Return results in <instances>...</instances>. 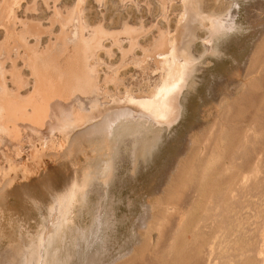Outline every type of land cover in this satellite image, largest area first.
Here are the masks:
<instances>
[{"label":"rangeland","instance_id":"obj_1","mask_svg":"<svg viewBox=\"0 0 264 264\" xmlns=\"http://www.w3.org/2000/svg\"><path fill=\"white\" fill-rule=\"evenodd\" d=\"M255 1L0 0V97L17 110L0 98V264H77L88 243L102 264H264V71L244 72L264 36ZM170 84L185 90L168 121Z\"/></svg>","mask_w":264,"mask_h":264},{"label":"bare ground","instance_id":"obj_2","mask_svg":"<svg viewBox=\"0 0 264 264\" xmlns=\"http://www.w3.org/2000/svg\"><path fill=\"white\" fill-rule=\"evenodd\" d=\"M255 3H256V5H255ZM255 3H254V7H256V6H258V7H263V5H264V0H258V1H255ZM236 5V4H235ZM264 10V9H263ZM254 11H257V10H254ZM253 11V12H254ZM194 12V11H193ZM264 12V11H263ZM191 13V12H190ZM262 13V12H261ZM236 14H237V8L235 7V8H233V9H231V10H229V11H226V13H223V15L221 14V16L219 15L218 17H216L215 16V18L213 19V28L215 29V28H218V27H215V26H221V28L222 27H229L230 26V24H233L234 22H235V20H236ZM263 14V13H262ZM255 15V14H254ZM214 17V16H213ZM255 17V16H254ZM256 18V17H255ZM257 18H259V17H257ZM261 18H262V16H261ZM248 19L249 18H247L246 20L248 21ZM258 20V19H257ZM261 20V19H260ZM260 20H258V21H260ZM214 23H215V25H214ZM258 23V22H257ZM260 23V22H259ZM264 25V24H263ZM213 28H212V30H213ZM221 28H219V29H221ZM255 28V27H254ZM263 29H264V27H262ZM218 29V30H219ZM191 30V29H190ZM215 30H217V29H215ZM215 30H213L212 32H214V33H216V31ZM187 33H188V31H187ZM189 34V33H188ZM261 37H262V34H261ZM259 38V37H258ZM257 38V39H258ZM183 41V40H182ZM257 41H255V45H254V42H253V45L256 47V49L253 51V54L251 55V57H253L252 58V61H250V59H249V57L250 56H248L247 58H246V61L244 62L245 64H244V72H246L247 74H246V76H248L249 74H251L252 72H259L260 73V71H264V65L261 63V58H262V54H264V36L262 37V39L259 41V39H258V44L256 43ZM209 43V40H208V42H207V44ZM214 43V42H213ZM210 44V43H209ZM208 44V45H209ZM211 47H213V45L211 44L210 45ZM210 49V48H209ZM261 49H263V50H261ZM252 52V51H251ZM254 55V56H253ZM263 59H264V57H263ZM248 60H249V62H251V63H253L250 67L249 66H245L246 64L248 65ZM263 61V60H262ZM247 62V63H246ZM246 67H249V69L247 68L246 69ZM251 71V73L249 72V71ZM189 71V70H188ZM189 73V72H188ZM20 74V73H19ZM186 74H187V72H186ZM185 74V75H186ZM191 74V73H190ZM193 74V73H192ZM183 75V74H182ZM185 75L183 76V77H185ZM245 75V74H244ZM177 77V76H176ZM179 77H180V75H179ZM179 77L178 78H176V81L178 80L179 81ZM182 77V78H183ZM189 77V76H188ZM192 77V76H191ZM3 79H4V77H2ZM181 78V79H182ZM259 78V77H258ZM78 79V78H77ZM180 79V80H181ZM75 80V79H74ZM80 80H82V79H80V76H79V81ZM257 80V79H256ZM262 80V78L260 79V81ZM264 80V79H263ZM42 81V80H41ZM45 81V80H44ZM73 80H71V82H72ZM78 81V80H77ZM82 81H84V79L82 80ZM184 80H182V82H183ZM188 81V80H187ZM86 82V81H85ZM185 82V81H184ZM41 83V82H40ZM42 83H43V81H42ZM263 83V82H262ZM48 84V83H47ZM78 84H80V83H78ZM81 84H84L83 82H81ZM85 84H87V82L85 83ZM88 84H90L91 85V83H88ZM186 84V83H185ZM187 84H189V83H187ZM41 85V84H40ZM93 85V84H92ZM257 85V84H256ZM259 85H260V83H259ZM26 86V85H25ZM37 86V85H36ZM46 86V85H45ZM48 86V85H47ZM78 86V88H79V85H77ZM83 86V85H82ZM87 86V85H86ZM96 86V85H95ZM261 86H262V84H261ZM72 87L74 88V85L72 84ZM81 87V86H80ZM85 87V86H84ZM88 87V86H87ZM91 87V86H90ZM89 87V88H90ZM97 87V86H96ZM95 87V88H96ZM181 87H182V85L181 84H176V85H173L172 86V84H170V86L166 89V90H164V91H159L160 93H159V99H160V101H159V99H158V101L160 102L159 103V105L161 104V107H159L160 109L159 110H161L162 112H163V114L165 113L166 115H165V117L166 118H168V121L169 120H171V119H169V117H172V113L174 112V113H176L177 114V111L179 110V108H180V104L178 103V99H179V94H181V93H179L180 91L182 92V90L184 89V88H182V90H180L181 89ZM35 88V87H34ZM41 88V87H40ZM162 88V87H161ZM185 88H187L186 86H185ZM4 89V88H3ZM93 89V88H92ZM98 89H99V87H98ZM164 89H165V86H164ZM5 90V89H4ZM74 90H75V88H74ZM83 90V89H82ZM87 90H89L90 91V89H88L87 88ZM95 90V89H94ZM185 90V89H184ZM183 90V91H184ZM76 91V90H75ZM80 91H81V89H80ZM78 93H79V90L77 91ZM85 92V91H84ZM83 92V93H84ZM81 93V92H80ZM86 93H88L87 91H86ZM86 93H85V95H86ZM99 93V92H98ZM183 93V92H182ZM1 94H3V93H1ZM76 94V93H75ZM161 94V95H160ZM184 94V93H183ZM260 94V93H259ZM15 95V97H16V99L18 98V100H14V99H12V100H14V101H17V102H19V98L20 97H22V96H16L17 95V93L16 94H14ZM14 95H12V97H14ZM72 95H73V91H72ZM94 95V94H93ZM182 95V94H181ZM252 95H253V98H254V92H252ZM252 95H251V90H247V91H245V93H244V96L242 97V103L243 104H247L248 102H249V100L252 98ZM257 95V94H256ZM10 96V98H11V95H9ZM77 96H79L78 94H77ZM87 96V98H84V95H83V98L86 100V99H88V95H86ZM259 96V95H258ZM8 97V96H7ZM6 97V98H7ZM14 97V98H15ZM93 97V96H92ZM182 97H183V95H182ZM182 97H181V99H182ZM260 97V96H259ZM258 97V98H259ZM1 98V97H0ZM5 98V97H4ZM3 99V97L1 98L2 99V101L4 100V102H2L3 104H5V101L7 102V106H8V108H6L5 106L6 105H4L3 106V108L5 109H7L6 111H8L9 112V109H10V113L9 114H11V109H12V105H11V107L9 106L10 104H9V101H10V98H9V101H8V99ZM44 98V97H43ZM82 98V97H81ZM90 98V97H89ZM21 99V101H22V99L23 98H20ZM74 99V98H73ZM83 99V100H84ZM91 99V98H90ZM89 99V100H90ZM93 99V98H92ZM70 100V99H69ZM77 100H78V98H77ZM83 100H81V102L83 101ZM95 100V99H94ZM257 100V99H256ZM256 100H255V102H256ZM25 101V100H24ZM39 101V100H38ZM37 101V102H38ZM41 101V100H40ZM79 101V100H78ZM87 101V100H86ZM258 101V100H257ZM263 101V100H262ZM37 102H36V104H37ZM46 102V101H45ZM80 102V103H81ZM88 102V104H89V101H87ZM91 102L93 103V101L91 100ZM95 102V101H94ZM179 102H180V99H179ZM0 103H1V100H0ZM10 103H13L12 101H10ZM41 103V102H40ZM69 103V102H68ZM182 103V102H181ZM241 103V102H240ZM263 103V102H262ZM21 104V103H20ZM20 104H19V108H18V111H21V109H23V106H21V108H20ZM36 104H35V106H36ZM70 104V103H69ZM2 104H0V106H1ZM18 105V104H17ZM38 105H39V103H38ZM242 105V104H241ZM245 105H243L244 106V108H245ZM248 105V104H247ZM246 105V106H247ZM33 106V105H32ZM62 106V105H61ZM70 106L72 107V103L70 104ZM108 106V105H107ZM242 106V107H243ZM263 106V105H262ZM64 107V106H63ZM70 107V108H71ZM77 107H81V105H79V106H77ZM84 107V106H83ZM110 107H112L111 105H110ZM3 108L1 109V114H2V112H3ZM34 108V107H33ZM41 108V107H40ZM70 108H69V110H70ZM72 108H74V107H72ZM106 108V107H105ZM108 108V107H107ZM106 108V109H107ZM182 108V107H181ZM250 108V107H249ZM261 109H262V107H260ZM20 109V110H19ZM79 109V108H78ZM101 109V108H100ZM176 109V111H174ZM243 109V108H242ZM263 109H264V106H263ZM262 109V110H263ZM15 110H16V106H15V108L13 107V109H12V112H15ZM26 110V109H25ZM73 110V109H72ZM74 110H75V108H74ZM80 110V109H79ZM109 110V109H108ZM17 111V110H16ZM32 111H37V108H36V110H32ZM42 111V110H41ZM41 111H39V109H38V111L37 112H40V114H41ZM57 111V110H56ZM64 111V110H63ZM28 112V111H27ZM27 112H26V114H27ZM98 112V111H97ZM99 112H100V110H99ZM181 112V111H180ZM5 113V112H4ZM7 113V112H6ZM17 113V112H16ZM19 113V112H18ZM21 113V112H20ZM19 113V114H20ZM29 113V112H28ZM32 113V112H31ZM36 113V112H35ZM259 113V112H258ZM1 114H0V116H1ZM8 114V113H7ZM15 114V113H14ZM14 114H13V116H14ZM23 114H25V112L23 113ZM38 114V113H37ZM37 114H36V117H37ZM45 114V112L43 113V115ZM99 114V113H98ZM102 114V113H101ZM103 114H104V112H103ZM175 114V115H176ZM180 114V113H179ZM257 114V113H256ZM262 114V113H261ZM4 115V118L6 117V115L5 114H3ZM32 115V114H31ZM30 115V116H31ZM48 115V114H47ZM52 115V114H51ZM50 115V116H51ZM57 115V114H56ZM56 115H54V118H56ZM60 114H58L57 116H59ZM93 116H94V114H92ZM8 116V115H7ZM19 116V115H18ZM24 116V115H23ZM30 116H28V117H30ZM35 116V115H34ZM33 116V117H34ZM49 116V115H48ZM125 116V115H124ZM179 116V115H178ZM177 116V117H178ZM8 117H10V115L8 116ZM15 117H17V115H15L14 116V118ZM27 117V118H28ZM33 117L31 118V119H33ZM256 117V116H255ZM13 118V117H12ZM27 118H26V120H27ZM38 118H39V120H40V117L38 116ZM38 118H37V120H38ZM97 118H98V115H97ZM100 118V117H99ZM115 118V117H114ZM117 118H118V115H117ZM257 118H262V120H260L259 121V123L261 124V125H263L264 126V115L261 117V116H257ZM22 120V115L18 118V120ZM23 119H25V118H23ZM30 119V118H29ZM28 119V120H29ZM46 120H47V118H45ZM51 119H53V118H51ZM121 119V118H120ZM175 119V118H174ZM255 119V118H254ZM9 120V119H8ZM20 120H19V122H17V121H15V124H17V126L18 125H21V124H19V123H21L20 122ZM26 120H24V122H26ZM37 120H36V122H37ZM167 120V119H166ZM165 120V121H166ZM173 120V119H172ZM257 120V119H256ZM11 121V120H10ZM13 121V120H12ZM51 121V120H50ZM49 121V122H50ZM164 121V120H163ZM163 121H160L161 123L163 122ZM29 121H27V123H28ZM33 121H31L29 124H31ZM46 122V121H45ZM49 122H48V124H49ZM92 122V121H91ZM116 122V121H115ZM171 122V121H170ZM9 123V122H8ZM11 123V122H10ZM9 123V124H10ZM14 123V122H13ZM34 123H35V120H34ZM39 123V122H38ZM44 123V122H43ZM12 124V123H11ZM24 124H26V123H24ZM28 124V125H29ZM42 124V123H41ZM253 124H255V121H254V123ZM14 125V124H13ZM37 125V124H36ZM36 125H35V127H36ZM259 125V124H258ZM257 125V126H258ZM38 126H39V128L38 127H36V129H38L39 130V132H40V130L41 129H43V128H40V125L38 124ZM43 126H45L44 124L42 125V127ZM49 126V125H48ZM256 126V127H257ZM16 126H14V128H15ZM19 127H22V126H19ZM78 127V126H77ZM223 127H225V125L223 126ZM228 127V126H227ZM45 128V127H44ZM47 128H49V127H47V125H46V129ZM13 129V128H12ZM45 129V130H46ZM259 129H260V127H259ZM263 129H264V127L262 128V131H263ZM50 130H52V129H50ZM74 130V129H73ZM42 131V130H41ZM230 131V130H229ZM46 132H48V130L46 131ZM45 132V133H46ZM69 132V131H68ZM70 132H72V130L70 131ZM69 132V133H70ZM258 132H260L259 130H258ZM256 130L255 131H252V134H254V135H256V133H258ZM13 133V132H12ZM52 133V132H51ZM68 133V134H69ZM91 133V132H90ZM221 133V132H220ZM227 133V132H226ZM235 133V132H234ZM251 133V132H250ZM11 134V133H10ZM42 134H43V132H42ZM49 134H50V132H49ZM67 134V133H66ZM107 134H108V132H107ZM230 134H231V132H230ZM262 134V133H261ZM261 134H259V136L261 135ZM224 135V134H223ZM229 135V134H228ZM263 136H264V134H262ZM45 136H47V134L45 135ZM67 137H68V135H66ZM226 136V135H225ZM258 136V137H259ZM262 136V137H263ZM63 137V136H62ZM65 137V136H64ZM63 137V138H64ZM230 137H231V135H230ZM233 137V136H232ZM254 137V136H253ZM252 137V138H253ZM62 138V141L64 140ZM69 138V137H68ZM256 140H257V138H256V136L254 137ZM232 139V138H231ZM260 139V138H259ZM69 140V139H68ZM245 141H248V139L246 138L245 139ZM253 141H254V139H253ZM258 141V140H257ZM16 142V141H15ZM72 143H71V145L73 144V141H71ZM228 142H231V140H228ZM255 142V141H254ZM258 142H260V141H258ZM59 143V142H58ZM60 143H62V142H60ZM69 144H70V142H68ZM17 144V143H16ZM68 144V145H69ZM263 144V143H262ZM70 145V146H71ZM244 146H246V145H243V147ZM245 148V147H244ZM247 149V148H246ZM250 149V148H249ZM253 149V148H252ZM241 151V150H240ZM244 151V150H243ZM247 151V150H246ZM250 151H252V150H250ZM245 152V151H244ZM262 152H263V150H262ZM213 153V152H212ZM241 153H242V151H241ZM250 153V152H249ZM254 153V152H253ZM263 154V153H262ZM237 155V154H236ZM244 155V154H243ZM242 155V156H243ZM246 155V154H245ZM249 155V154H248ZM235 156V155H234ZM233 156V157H234ZM244 157V156H243ZM243 157H242V160H243ZM249 157V156H248ZM251 157H253V156H251ZM245 158V157H244ZM250 158V157H249ZM258 158V157H257ZM259 159V158H258ZM250 160V159H249ZM250 162V161H249ZM255 162V161H254ZM259 164H260V159H259ZM258 162H256V164L258 163ZM240 163V162H239ZM242 163V162H241ZM245 163L246 162H244L243 161V165H245ZM250 163H252V162H250ZM259 164H257V165H259ZM262 164V163H261ZM237 165V164H236ZM240 165V164H239ZM249 165V164H248ZM241 166V165H240ZM239 166V167H240ZM249 166H251V164L249 165ZM243 167H245V166H243ZM252 167H254V166H252ZM228 167H226V169H227ZM248 168H250V167H248ZM257 168V167H256ZM246 168H244V170H245ZM242 170H243V168H242ZM228 171V170H227ZM250 171H252L251 169H250ZM249 171V172H250ZM226 172V171H225ZM260 172H262L261 170H260ZM241 173V172H240ZM245 173V172H244ZM244 173H243V177L241 178V180H240V182H241V187L242 188H247L248 189V187L249 186H251L252 187V177H254L255 175L254 174H256L257 173V176H260V173H259V170H257V169H254L253 171H252V173H251V175H249L248 174V172L247 173H245L246 175L248 174V176H244ZM263 173V172H262ZM259 174V175H258ZM233 175V174H232ZM252 175H254V176H252ZM262 175V174H261ZM230 177V176H229ZM227 178V177H226ZM255 178V177H254ZM225 179V178H224ZM258 179V178H257ZM255 180V179H254ZM235 181V180H234ZM221 182H224V181H221ZM239 184V183H238ZM254 184H255V182H254ZM239 186V185H238ZM254 186V185H253ZM236 188V187H235ZM240 188V187H239ZM237 189V188H236ZM246 189V190H247ZM250 189V188H249ZM196 190V189H195ZM235 190V189H234ZM241 190V189H240ZM245 191V190H244ZM232 192H234V191H232ZM237 192V191H236ZM242 192V191H241ZM182 193V192H181ZM240 193V192H239ZM238 193V194H239ZM74 211V210H73ZM99 212H97V215H98V220L99 221H101L100 220V218H101V215H102V213H101V211L100 210H98ZM170 211V210H169ZM103 212V211H102ZM180 214V213H179ZM179 217V216H178ZM177 220H179V218L177 219ZM75 222V221H74ZM109 222H110V220L109 219H106V226L109 224ZM177 223V222H176ZM178 226V225H177ZM98 233V232H97ZM162 236H163V233H162ZM106 237V236H105ZM83 238L84 239H86L87 237H84L83 236ZM80 245V244H79ZM88 245H89V247L87 248V251H79L78 253H80V257H79V262L77 263V264H82V262H83V254L85 255V252L86 253H88V254H90L89 255V260H88V263L87 264H102L101 263V261L99 262L98 261V257L99 256H101V255H103V253L104 252H108V249L106 248V246H102V248H100L99 250L97 249L96 250V252H93L92 253V251H94L95 250V248H96V246H93V247H91V245L88 243ZM81 246V245H80ZM256 252V251H255ZM241 254V253H240ZM70 255V254H69ZM68 256V255H67ZM69 257V256H68ZM71 257H73V254L71 255ZM260 259V258H259ZM65 260V263L66 264H68L69 262H70V260L71 261H73V259L72 258H68L67 259V261H66V259H64ZM148 261V260H147ZM124 264L125 263H127V262H123ZM60 264H62V263H60ZM114 264H117V263H114Z\"/></svg>","mask_w":264,"mask_h":264}]
</instances>
